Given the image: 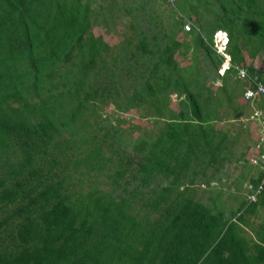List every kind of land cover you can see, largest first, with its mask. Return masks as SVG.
Listing matches in <instances>:
<instances>
[{"label":"trees","instance_id":"obj_1","mask_svg":"<svg viewBox=\"0 0 264 264\" xmlns=\"http://www.w3.org/2000/svg\"><path fill=\"white\" fill-rule=\"evenodd\" d=\"M149 15L136 53L125 48L136 79L125 84L89 2L0 0V264H264V191L227 213L199 187L224 150L216 124L229 111L219 116L214 90L189 81L194 60L178 63L196 45L222 75L215 91L233 101L240 82L245 98L253 82L222 65L264 82V0H177ZM219 30L225 57L211 46ZM111 104L154 124L131 151L113 126L85 132ZM101 176L118 194L95 184Z\"/></svg>","mask_w":264,"mask_h":264},{"label":"crops","instance_id":"obj_2","mask_svg":"<svg viewBox=\"0 0 264 264\" xmlns=\"http://www.w3.org/2000/svg\"><path fill=\"white\" fill-rule=\"evenodd\" d=\"M131 1L137 3L139 0ZM179 15L186 17L187 14L179 13ZM187 47L195 50L194 46L186 45L182 48V53H188L185 51ZM182 57L180 56L178 60L180 66L185 64ZM189 61H192L191 58ZM197 68L198 71L189 78V81L196 83L195 80H198L200 84L197 87L204 85L214 90L215 94L209 105L217 99L216 108L219 116L229 111L227 118L218 120L216 124L218 137L224 140V150L218 164L207 168L202 178L203 182H198L199 187L208 197L217 199V204L222 205L224 209L235 211L240 202L247 200L249 186L253 185L252 181L262 173L260 164L261 156L264 154V98H244L241 92L242 84L238 82L234 99L229 101L224 94L215 91L216 87L222 85L219 69L217 71L211 67V72H206L210 67L202 68L200 63H195L194 70L196 71ZM197 87L192 88L198 91ZM208 94L207 92L205 96ZM172 95L177 97L176 93Z\"/></svg>","mask_w":264,"mask_h":264},{"label":"rangeland","instance_id":"obj_3","mask_svg":"<svg viewBox=\"0 0 264 264\" xmlns=\"http://www.w3.org/2000/svg\"><path fill=\"white\" fill-rule=\"evenodd\" d=\"M90 3L92 9V21H93V32L99 35H102L104 40L111 45V49L107 51V65L108 68H112V72L114 74H120L121 78H123V82L128 84L130 81L133 82L136 79L130 75L128 68L130 65L134 63L133 58L129 54L128 57L124 56L125 48L129 46V53H136L135 48L139 43L141 37V30L149 27L151 24L149 12L156 8L167 9L170 7L171 3L168 0H139L137 3L130 2V0H83ZM176 3V2H175ZM128 9H132V15H129ZM131 11V12H132ZM184 21L185 24H191L192 31L194 29V23H192L188 16L185 15ZM136 21L137 23V31L134 32L131 28V22ZM204 21L211 22L212 18L210 15H204ZM185 26V25H184ZM152 28V27H149ZM191 32V31H190ZM207 35V32H205ZM152 35V34H149ZM157 35L161 36L160 33ZM132 39V40H131ZM131 42V44H129ZM162 43V45H164ZM195 47V50L191 47H187L185 51L188 53L182 55V61L188 62L191 60L195 61V63H200L202 68L210 67L206 70V72H211L212 68L210 66L209 61L206 59L203 52L196 45H192ZM197 54V55H196ZM142 58V57H141ZM185 59V60H184ZM197 59V60H196ZM260 59L262 61V65L264 66V56L261 55ZM197 61V62H196ZM114 63L115 67H114ZM264 68V67H263ZM175 97V96H174ZM143 112L141 110H131L127 113H120L113 104L108 106H102L98 111V115L95 117L92 116L90 125L87 126V130L85 132L91 130L92 132L96 130L99 135H103L108 129L110 130V134L114 133V129L111 128L113 126L115 129H119L121 133L118 135L119 145L123 146L124 149H128L131 151L138 140L136 138H146L154 127L153 122L150 120H145L141 118ZM157 126V125H156ZM110 140L112 141L111 137ZM85 167H81V169L75 173L76 176L82 175L86 172ZM91 178V176H90ZM94 180V179H93ZM89 179L87 177L84 178L85 190H88ZM95 184L103 188L107 191H113L114 194H118L119 189L113 188V185L110 184V180H108L105 176H101L98 181H95ZM249 201V196L246 198ZM227 213L229 211L227 210Z\"/></svg>","mask_w":264,"mask_h":264},{"label":"built area","instance_id":"obj_4","mask_svg":"<svg viewBox=\"0 0 264 264\" xmlns=\"http://www.w3.org/2000/svg\"><path fill=\"white\" fill-rule=\"evenodd\" d=\"M168 1H170L171 3H175L177 0ZM184 30L187 32L192 31L191 24L186 23L184 26ZM229 41L230 40L228 33L224 30H219L215 32L211 46L218 54L225 57ZM222 67L225 70L226 67H228V69L233 67L235 70L238 71L239 78H248L253 82L254 87L249 88L244 92V96L246 99H255L257 97L264 98V82H262L258 77H252L244 68L233 66L232 63L229 62V60H226L223 63ZM260 168L262 172V177L260 179L259 184L256 187H253V185L249 186V189L253 191V193L249 194V202H256L258 200L259 195L264 191V154L261 156Z\"/></svg>","mask_w":264,"mask_h":264},{"label":"bare ground","instance_id":"obj_5","mask_svg":"<svg viewBox=\"0 0 264 264\" xmlns=\"http://www.w3.org/2000/svg\"><path fill=\"white\" fill-rule=\"evenodd\" d=\"M226 69H228V67H226Z\"/></svg>","mask_w":264,"mask_h":264}]
</instances>
